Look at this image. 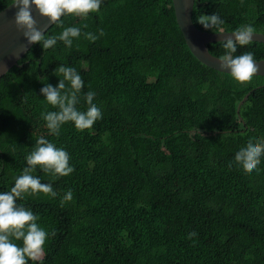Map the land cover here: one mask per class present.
I'll return each mask as SVG.
<instances>
[{"label": "trees", "instance_id": "1", "mask_svg": "<svg viewBox=\"0 0 264 264\" xmlns=\"http://www.w3.org/2000/svg\"><path fill=\"white\" fill-rule=\"evenodd\" d=\"M12 2L0 0V10ZM212 12L226 31L251 23L264 33V0H195L194 21ZM69 25L81 27L71 48L34 43L0 78V191L40 136L65 148L74 166L56 179L37 166L34 175L57 195L17 201L54 231L43 264H264V156L254 170L235 159L249 136L264 137V75L241 83L201 62L172 0H103L99 12L64 15L44 35ZM208 46L223 52L221 41ZM249 47L264 59L259 41L236 54ZM61 63L81 74L82 93H96L102 118L84 130L66 122L55 136L40 116L53 108L39 90L57 84ZM77 107H86L82 95ZM69 189L73 199L62 204Z\"/></svg>", "mask_w": 264, "mask_h": 264}, {"label": "clouds", "instance_id": "2", "mask_svg": "<svg viewBox=\"0 0 264 264\" xmlns=\"http://www.w3.org/2000/svg\"><path fill=\"white\" fill-rule=\"evenodd\" d=\"M102 3L103 0H14L11 6L16 8L15 23L23 29L26 41L29 44L39 42L43 49H48L55 46L57 40L71 48L74 39L81 35V27L69 25L63 27L58 34L45 37L44 32L36 26L37 22L32 15L33 6L51 21L59 22L67 14L87 17L90 12H99ZM194 22L213 33L220 34L225 31V21L216 12L203 13ZM98 34L102 35L103 29H99ZM255 34L254 26L245 23L237 26L231 35L221 39L223 52L218 56L220 67L227 70L237 82L242 83L251 78L254 71L261 67V61L257 60L253 48L249 47L236 54L238 46L251 44ZM84 36L90 41L98 39V35L92 32H86ZM3 68L0 65V70ZM53 71L60 77L57 84L44 82L39 90L53 108L40 113L48 132L59 136L61 126L66 122H72L77 130L91 128L96 120L102 118L101 108L94 102L96 93L93 90L82 93L84 80L75 67L61 63ZM81 95L86 105L84 109L77 107L81 102ZM262 156L264 137L258 136H249L246 142L238 145L235 152V159L248 170L257 169ZM69 160L70 155L65 148L45 136H40L32 150L26 154V165L14 177L13 185L7 191H0V264H29V261L43 264L45 244L54 231L46 230L38 223L39 215L17 201L25 194L35 195L39 192L55 197L57 193L52 183L42 182L40 176L34 173L39 166L53 179L66 176L74 171ZM72 199L73 192L69 189L62 196L61 203ZM192 235L195 233H189V236Z\"/></svg>", "mask_w": 264, "mask_h": 264}, {"label": "water", "instance_id": "3", "mask_svg": "<svg viewBox=\"0 0 264 264\" xmlns=\"http://www.w3.org/2000/svg\"><path fill=\"white\" fill-rule=\"evenodd\" d=\"M172 2L176 20L191 52L204 64L227 72V70L221 69L218 56L210 52L208 44L221 41L222 38L231 35L232 31L225 30L224 33L217 34L196 26L193 19L195 0H172ZM12 3L0 10V65L4 66L3 70H0V78L13 65L17 64L18 60L33 45L26 41L23 29L15 23L16 8L11 6ZM32 15L37 22L36 26L44 33L54 23L47 16L40 14L35 6L32 8ZM253 41L264 42V33L256 31ZM257 60L261 61V67L253 74L264 75V59ZM248 95L239 103L238 110Z\"/></svg>", "mask_w": 264, "mask_h": 264}]
</instances>
